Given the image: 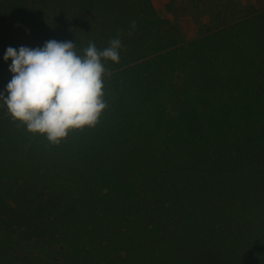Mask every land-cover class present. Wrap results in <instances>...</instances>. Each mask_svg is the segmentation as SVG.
I'll return each instance as SVG.
<instances>
[{
    "label": "trees",
    "instance_id": "16d2710c",
    "mask_svg": "<svg viewBox=\"0 0 264 264\" xmlns=\"http://www.w3.org/2000/svg\"><path fill=\"white\" fill-rule=\"evenodd\" d=\"M216 6L183 41L153 0H0L5 96L8 47L124 46L59 145L0 101V264H264V7Z\"/></svg>",
    "mask_w": 264,
    "mask_h": 264
},
{
    "label": "clouds",
    "instance_id": "9594fccd",
    "mask_svg": "<svg viewBox=\"0 0 264 264\" xmlns=\"http://www.w3.org/2000/svg\"><path fill=\"white\" fill-rule=\"evenodd\" d=\"M123 47L119 35L103 49L90 41L82 52L77 42L55 39L43 47H8L4 60L11 59L13 75L0 101L17 126L59 145L71 132L100 123L109 108L105 81L112 72L106 63H119Z\"/></svg>",
    "mask_w": 264,
    "mask_h": 264
},
{
    "label": "rangeland",
    "instance_id": "374dc122",
    "mask_svg": "<svg viewBox=\"0 0 264 264\" xmlns=\"http://www.w3.org/2000/svg\"><path fill=\"white\" fill-rule=\"evenodd\" d=\"M237 2L264 7V0H153L160 14L178 28L183 41L197 37L207 26L212 27L233 18L229 11L218 13L220 8L216 5L229 10Z\"/></svg>",
    "mask_w": 264,
    "mask_h": 264
}]
</instances>
